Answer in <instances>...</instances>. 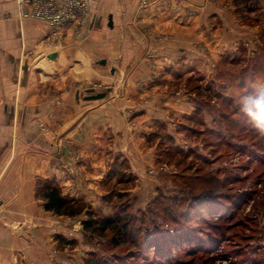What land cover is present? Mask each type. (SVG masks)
<instances>
[{
	"label": "crops",
	"instance_id": "1",
	"mask_svg": "<svg viewBox=\"0 0 264 264\" xmlns=\"http://www.w3.org/2000/svg\"><path fill=\"white\" fill-rule=\"evenodd\" d=\"M138 1L108 0L109 31L104 36L82 41L68 35L50 43L53 29L46 22L23 18L17 0H0V264L63 262L61 251H53L49 241L64 223L75 220L46 211L38 188L55 181L69 198L98 205L114 164L110 157L136 151L130 142L155 121L191 108L185 98L178 107L175 98L161 92L165 76L198 62L188 46L243 43L257 34L255 25L264 18V0H248L238 15L254 24L250 34L235 24L237 19L224 15V24H234L239 33H224L220 43V36L208 30L209 8L192 19L190 8H180L184 15L178 16V8L170 9L162 0L146 9H139ZM91 5L94 15L99 11L96 1ZM145 23L152 26V35L140 29ZM160 33L170 38L157 39ZM147 46L157 53L153 61L148 58L151 64L144 55ZM116 78L123 86H112L103 99H86L90 89L104 92L95 84ZM146 93L153 96L144 102ZM129 109L138 115L135 128L130 127Z\"/></svg>",
	"mask_w": 264,
	"mask_h": 264
},
{
	"label": "rangeland",
	"instance_id": "2",
	"mask_svg": "<svg viewBox=\"0 0 264 264\" xmlns=\"http://www.w3.org/2000/svg\"><path fill=\"white\" fill-rule=\"evenodd\" d=\"M95 1L98 12L92 14L89 0V12L58 34L50 32L49 42L68 35L82 41L104 36L109 31V14L104 8L109 2ZM162 2L170 9L177 7L178 16L184 15L180 8L192 9L187 11L192 19L202 8H209L208 30L220 36V43L224 33H239L234 24H224V15L237 19L235 24L249 34L254 25L238 15L248 0ZM153 3L139 0L138 7L146 9ZM255 26L257 34L240 44L188 46L186 50L197 56L198 62L194 59L195 67L179 66L176 75L165 76L161 92L175 98L178 107H182L179 100L185 98L191 108L155 121L146 134L130 142L136 145V151L110 157L114 164L103 183L98 205L78 199L90 206L96 218L122 214L134 226L132 235L115 246L116 236L110 231L105 236L83 231L82 221L89 218L86 212L57 216L75 220L64 223L49 241L54 244L53 251L62 253L60 264H93L95 260L116 264L120 258L124 264H264V136L256 132L237 103L247 92L264 91V18ZM140 29L146 35L153 34L152 26L146 23ZM156 36L170 38L164 33ZM150 47L144 53L146 61H153L157 54ZM110 82L95 84V88L107 89V96L112 86H123L118 78ZM151 96L146 93L142 101ZM133 110H128L131 128L137 126L138 118ZM179 236L182 245L175 241Z\"/></svg>",
	"mask_w": 264,
	"mask_h": 264
},
{
	"label": "trees",
	"instance_id": "3",
	"mask_svg": "<svg viewBox=\"0 0 264 264\" xmlns=\"http://www.w3.org/2000/svg\"><path fill=\"white\" fill-rule=\"evenodd\" d=\"M37 194L44 202V209L56 215L72 217L86 212L89 218L82 221L83 231L89 235L97 234L99 236H105L110 231L116 236L113 242L115 246L128 241L133 233L134 226L130 225L129 220L122 218V214H118L116 217L96 218V214H94L87 203L65 196L55 181L45 182L38 188ZM181 239L183 238L179 236L175 241L182 245ZM116 262V264H124L122 258H120V262ZM93 264L101 263L95 260Z\"/></svg>",
	"mask_w": 264,
	"mask_h": 264
},
{
	"label": "built area",
	"instance_id": "4",
	"mask_svg": "<svg viewBox=\"0 0 264 264\" xmlns=\"http://www.w3.org/2000/svg\"><path fill=\"white\" fill-rule=\"evenodd\" d=\"M21 16L46 22L57 34L89 12V0H17Z\"/></svg>",
	"mask_w": 264,
	"mask_h": 264
},
{
	"label": "clouds",
	"instance_id": "5",
	"mask_svg": "<svg viewBox=\"0 0 264 264\" xmlns=\"http://www.w3.org/2000/svg\"><path fill=\"white\" fill-rule=\"evenodd\" d=\"M237 103L256 132L264 136V91L247 92L239 97Z\"/></svg>",
	"mask_w": 264,
	"mask_h": 264
},
{
	"label": "water",
	"instance_id": "6",
	"mask_svg": "<svg viewBox=\"0 0 264 264\" xmlns=\"http://www.w3.org/2000/svg\"><path fill=\"white\" fill-rule=\"evenodd\" d=\"M112 25H113V18H112V15H110L109 16V26L112 27ZM89 93H91V94L86 97V99H88V100L101 99V98H104L106 96V91L94 93V90L90 89Z\"/></svg>",
	"mask_w": 264,
	"mask_h": 264
}]
</instances>
